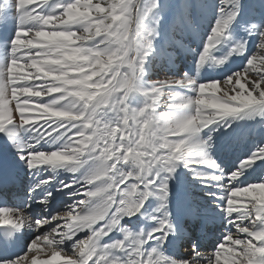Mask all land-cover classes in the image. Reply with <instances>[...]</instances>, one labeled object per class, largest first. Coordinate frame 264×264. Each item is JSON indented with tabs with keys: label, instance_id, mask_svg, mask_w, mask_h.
Listing matches in <instances>:
<instances>
[{
	"label": "snow or ice",
	"instance_id": "6c2138e0",
	"mask_svg": "<svg viewBox=\"0 0 264 264\" xmlns=\"http://www.w3.org/2000/svg\"><path fill=\"white\" fill-rule=\"evenodd\" d=\"M167 6L0 0V136L17 157L0 161V204L19 171L33 177L16 207L0 206V264H264V176L241 180L257 161L264 165V144L225 172L213 137L201 136L237 119L264 121V0H173L166 18ZM213 10L199 51L175 38L178 30L198 38ZM234 25L244 36L233 38ZM250 40L238 71L198 79L205 65L245 56ZM218 46H227L220 58ZM177 50L194 57L196 76L150 79L156 62L171 64ZM180 167L217 189L209 193L216 216L181 206L185 223L175 222L169 181ZM60 170L72 179L53 186ZM42 172L53 175L35 179ZM65 190L70 202L50 211L53 191ZM133 217L153 226L137 227ZM217 218L228 229L202 250L186 225L206 230ZM180 238L190 242L186 255L169 254Z\"/></svg>",
	"mask_w": 264,
	"mask_h": 264
},
{
	"label": "rangeland",
	"instance_id": "374dc122",
	"mask_svg": "<svg viewBox=\"0 0 264 264\" xmlns=\"http://www.w3.org/2000/svg\"><path fill=\"white\" fill-rule=\"evenodd\" d=\"M164 2H165V0H161V3H164ZM172 2H173V0H169V6H167L164 10L163 15L166 18L171 17L173 15V9L170 6ZM211 2L216 3L217 0H211ZM256 7L257 8L260 7L259 3L256 4ZM212 18H214V10H213V16L212 17H205V18H202L200 20L198 38L194 39L191 37H187V36L183 35V33H181L179 30L176 33H174L175 38L177 40H181V39L185 40V42L190 43L191 47L196 48V50L199 51V44L202 41L203 37L207 34ZM167 22H168V20L165 19V24H167ZM232 34H233L234 39H239L240 37L244 36V33L239 29L238 26H235V25L233 26V33ZM249 42H250L249 43L250 44V51L248 53H246L243 58H241L242 60H245L247 58V56L251 54V49H254V45L251 43V40ZM222 49H224V46H218L217 50L215 51L214 54H216L217 58L223 57L226 54V53L222 52L223 53V55H222V53H221ZM238 62L241 63V66L234 68L232 70V72L238 71L243 66L241 61H238ZM156 64H158L159 66L154 65L153 72H152L151 76L149 77L152 80L162 79L164 74H165V71H167L168 75H173V74L179 75L180 73L188 72L190 75L196 76V71H195V66H194V57L191 54L181 53L179 50H177V52L175 53L174 58H173V62L171 64L168 63L167 59H165L163 61H157ZM223 65H225V64H223ZM222 66H219V67L221 68ZM209 68H211V67L208 65H205L200 70V73L198 76V79L200 81L222 80L225 76H227L229 74V71L232 69V68H228L220 74V71H215V70L211 71V70H209ZM214 68L215 67L213 66V69ZM238 120H239V125H236L235 122L233 121L230 124V126H228V127L221 126V127L215 128V130L211 131V132H209V129H204L201 132L202 137L206 138V136L208 134H211V136L213 137L214 150H213L212 154H213V158L217 161V163L219 165L221 164L220 159L225 160L226 157L230 156L231 152H233L235 154L238 153V151H243V150H244V152H248L249 150L254 149L257 145L264 144V121L261 120L260 122H252L251 125H249L248 122L251 120V118H244V119H238ZM212 127H214V126H210V128H212ZM246 129H248V130H246ZM255 129H256V133H258L259 135L254 134L253 131H255ZM0 151L2 153V154H0V158L7 160L9 163H11L13 161H17V157L12 154V150L10 149V147L6 149V142H5V139L3 136H0ZM226 159H228V158H226ZM229 162H231V161H229ZM235 164H234V166H235ZM227 166H228V164H227ZM227 166L225 167V169L227 168ZM263 166L264 165H262L259 161H257L256 165H254L253 168H250L247 171V173L245 174V176L241 178V180L244 182L245 177L247 175H250L252 172L257 171L259 167L261 168ZM227 171H229V170H226V172ZM24 173H25L24 179L27 180V179L32 178L31 176H29L27 174L26 169H24ZM61 174H63V178H61V179L54 178L53 181L51 182L53 186L56 185L60 181H64L65 183H67L72 179L71 175L69 173L63 171V170H60L56 175H61ZM52 175H53L52 172H43V176L41 173L40 175L37 176L36 179L39 180V179H43L45 177L52 176ZM255 177H256V180H258L257 176H255ZM175 180H177V181L179 180L180 182H182L181 184L185 185V188L188 187V191H185L186 192V199H188V197H189L191 199V202L193 205H195L201 209H216V203H218V202L213 201V196L209 195V193H214L217 191V189L212 187V186H207V187L202 186L183 167L178 168L176 170V172L173 174V178L169 181V194H170L169 200H171L172 196H174L176 194V191L178 190V189L176 190V187H175ZM177 181H176V185L178 187ZM215 189H216V191H215ZM26 192H27V189H26ZM62 194H63V196L66 197V200L61 202L59 207L55 208L54 210L62 209L63 205L65 203L70 202L69 197L66 195V190L64 193H60V194H57L55 191H53V197L54 198H58ZM154 202L155 201L152 202L153 205H154ZM150 206H151V204H150ZM154 206H151L148 209H146V206H145V211L150 212L151 208ZM140 221L145 222L144 225H148L146 223L147 222L146 218L137 219L136 221H134L135 225L137 223H139ZM136 226L141 227L142 225L140 223L139 225H136ZM177 254H179V253H177ZM182 255H186V253L183 252Z\"/></svg>",
	"mask_w": 264,
	"mask_h": 264
},
{
	"label": "bare ground",
	"instance_id": "6f19581e",
	"mask_svg": "<svg viewBox=\"0 0 264 264\" xmlns=\"http://www.w3.org/2000/svg\"><path fill=\"white\" fill-rule=\"evenodd\" d=\"M4 161L3 158H0V161ZM23 174V171H19V175ZM65 174V173H64ZM24 175H22L23 177ZM182 182H180L179 180L177 181V184H178V187H177V192H176V195L174 196L175 198L172 200V210H173V215H174V218H175V222L177 223H181L184 221V217H183V213L181 211V206H192L191 203L189 202H186V199H185V192L187 190V188H185V185L181 184ZM177 186V185H176ZM216 191V189H215ZM66 200L65 198L63 199H59L57 201V203H61L62 201ZM216 214L219 213V210L218 211H214ZM215 222H218V218L215 220ZM141 225H144V223L140 222ZM214 225V224H213ZM145 228H150L152 227L153 225H144ZM226 227H228L226 225ZM218 232V231H217ZM25 235L27 236V238L29 239L30 238V234L27 233V231H25ZM174 240H178V239H174ZM173 240V241H174ZM181 243L178 244V246H180ZM177 246V248H178ZM184 251V249L181 250V253ZM172 253H175V251H171V253L169 252V254H172Z\"/></svg>",
	"mask_w": 264,
	"mask_h": 264
}]
</instances>
